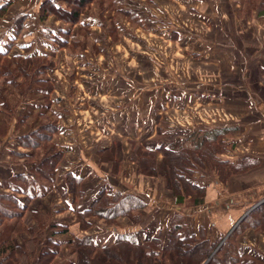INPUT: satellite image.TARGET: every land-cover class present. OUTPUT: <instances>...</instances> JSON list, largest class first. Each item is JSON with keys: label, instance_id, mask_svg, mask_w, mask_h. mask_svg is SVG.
<instances>
[{"label": "crops", "instance_id": "crops-1", "mask_svg": "<svg viewBox=\"0 0 264 264\" xmlns=\"http://www.w3.org/2000/svg\"><path fill=\"white\" fill-rule=\"evenodd\" d=\"M1 1L10 3L7 12L18 2ZM44 1L23 0L24 7L34 6L32 13L36 14H28L11 55L42 57L46 53L53 54L54 68L46 74L52 86L50 105L45 107L37 94H28L22 101L21 95L12 89L18 100L8 101L18 106L6 135L0 138L2 182L13 175L29 174L25 158L16 155L30 156L33 152L20 146V136L36 129L43 117L53 120L58 129L54 143L63 152V158L55 168L51 191L29 205L26 212L31 221L29 227L45 225L44 234L38 235L40 238L46 237L48 229H51L49 236L56 234V238L67 231H79L80 237L92 238L100 232H110V239L105 243L97 244L93 239L100 246L113 243L116 237L113 231L137 234L138 238L152 236L167 242L171 214L180 208L165 189L164 179L139 173V165L131 159L134 151L138 147L154 149L160 141H180L194 130L215 128V123L223 124L222 120L227 118L222 126L237 129L231 138L220 140L225 145L220 158L232 162L242 157L250 158L257 166L230 177L226 183L207 171L198 172L196 182L205 187L206 195L202 204L183 212L190 234L203 235L215 242L230 233L251 208L264 201V98L255 94L256 86L262 89L264 84L256 82L254 76L263 66L259 60H264V13L240 14L239 0H105L102 5L92 3L79 22L70 27L52 18L40 22L39 5ZM10 18L6 13L0 24L9 26ZM28 22H31L30 27H27ZM54 26L70 30L69 42L78 43L73 52L58 48L42 35L43 29ZM22 40L31 41L18 47L16 44ZM256 55L259 58H255ZM69 60H73V66L66 65ZM160 72H169L165 85L156 77ZM171 72L175 74L173 78ZM237 78L239 84L234 85L231 81ZM239 90H243L241 101L249 110L231 115V109L224 110L225 105L219 104L236 106L240 101L229 93ZM33 96L41 103L35 102ZM181 99H184L185 110L171 109ZM207 104L216 106L210 108ZM160 106L164 109L157 112ZM199 112L204 113L203 118ZM165 114L175 118L176 126L184 131L183 136L178 137L177 131L171 136L174 140L165 138L157 122ZM179 116L186 120L185 127L179 122ZM188 118L194 119L195 127ZM198 118L200 123L195 121ZM99 151H103L102 161ZM111 152L117 162L115 172L113 162L107 157ZM82 160L88 167H82ZM161 162V154L156 153L155 170ZM67 173L82 178V195L75 202L67 193L63 178ZM102 189L140 197L146 203L140 211L141 221L133 224L121 219L115 229H110L102 220L92 218L89 229L79 230L74 210L88 209ZM161 191L168 198L159 197ZM0 193L8 192L0 190ZM162 212L164 215L158 219L157 214ZM33 215H37L38 220L31 219ZM93 224L94 228L97 225L103 228L96 231ZM12 240L25 249L28 236L20 233ZM236 243L242 257L249 258L243 263L264 264V232L247 230L237 237ZM30 255L28 251L19 256V264H23L22 258H30Z\"/></svg>", "mask_w": 264, "mask_h": 264}, {"label": "trees", "instance_id": "trees-1", "mask_svg": "<svg viewBox=\"0 0 264 264\" xmlns=\"http://www.w3.org/2000/svg\"><path fill=\"white\" fill-rule=\"evenodd\" d=\"M103 1L105 0H46L39 5L38 20L44 22L52 18L72 27L79 22L83 12L92 3L102 5ZM239 4L240 14L251 15L254 11L258 14L264 13V0H239ZM9 6L10 3H2L0 0V20L6 15ZM122 12L124 15H130L128 12ZM27 19L26 13H17L9 19L12 37L0 49V89L11 87L21 95L22 101L28 94H37L44 106L49 107L52 86L46 79V74L54 68L51 61L53 54L46 53L42 57L11 55L14 43L24 30ZM42 32V35L58 48L73 52L78 46L77 42H69V29L50 27ZM260 71L264 75V67ZM0 101L2 138L7 133L18 104L12 105L7 98H1ZM57 131L55 122L49 117H43L36 129L18 138L20 146L33 154L16 155L25 158L28 175L17 174L0 182V190L8 192L0 193V264H19L18 257L28 251L31 252V259L27 264H52L57 257L61 243L55 239L56 234L45 240L34 237L36 234H44L45 225L29 227L25 220L30 203L51 191L56 175L55 168L63 158V152L54 143ZM235 132L236 129L227 127L194 130L177 142L160 141L154 149L138 147L131 159L139 165L138 170L142 176L165 180V189L177 206L184 205L188 199L191 206H199L204 200L206 189L195 180L198 172L207 171L209 175H215L220 182L226 183L230 177L248 172L257 166V162L250 158L242 157L234 162L220 158L225 150V145L220 143V140L231 138ZM102 152H98L100 161L104 158ZM111 153L112 155L107 153V157L113 162L115 172L117 162L114 161L113 152ZM156 153L162 156L158 170L153 167ZM64 180L67 193L75 202L76 198L82 195V178L67 173ZM19 196L23 199L18 198ZM145 207L146 203L138 196L102 189L88 209L81 212L74 210L75 222L80 230L90 227L88 218L102 220L105 225L115 227L121 219L137 224L141 221L140 211ZM38 218L37 215L31 217L35 220ZM184 221L182 213H173L168 224L167 242L152 236L138 238L137 234H117L113 243L100 246L94 243L90 236L75 237L68 241L75 256L73 264H245L241 259L236 239L247 230L264 232V202L245 215L219 247L221 240L214 242L203 235L197 237L190 234ZM9 223L11 226H8ZM20 233L28 236L25 249L16 246L12 240ZM48 247L51 250H48ZM37 248L40 250L32 259Z\"/></svg>", "mask_w": 264, "mask_h": 264}, {"label": "rangeland", "instance_id": "rangeland-1", "mask_svg": "<svg viewBox=\"0 0 264 264\" xmlns=\"http://www.w3.org/2000/svg\"><path fill=\"white\" fill-rule=\"evenodd\" d=\"M7 1V0H6ZM16 1H18V2H16L15 4H16V7H13V8H11V10H10V12H7V13H9V15L11 16V18L15 15V14H17V13H26V14H32V15H34V14H36V13H32L33 12V10L35 9V7L33 6V7H31V6H25L24 7V3H23V0H16ZM27 21V20H26ZM30 25H31V22H28V26L27 27H30ZM10 26V25H9ZM9 26L7 25H4V23H1L0 24V42H1V48L3 47V45H4V43L8 40V39H10L11 37H12V30L11 29H9ZM53 27V26H52ZM48 28H50V27H48ZM56 28H58V27H55L54 26V29H56ZM9 29V30H8ZM6 31H8V33L6 32ZM6 32V33H5ZM36 38V36H34V38L33 39H35ZM28 41H31V40H27V41H24V40H22V41H20L19 42V44H16L18 47H20V45H24L25 43H28ZM35 41V40H34ZM260 42H262V41H259V43ZM241 45V44H240ZM235 48H236V46H235ZM238 48V47H237ZM238 50V49H237ZM241 52H242V50H241ZM255 58H259V57H257V55H256V57ZM58 60H61L62 61V58L61 57H59L58 58ZM67 61V60H66ZM259 62L261 63V65H263L262 67H264V60L262 61V59L261 60H259ZM63 63V62H62ZM66 63V65H68V66H73V60L71 61V60H69L68 62H65ZM262 67L261 68H259L255 73H254V76H255V79H256V82L258 81L259 83H261V82H263V84H264V75L261 73V71H260V69H262ZM65 68H66V66H65ZM256 68V67H255ZM65 70V69H64ZM64 70H62V71H64ZM67 71V70H66ZM147 74L148 73H146V79H149V77L147 76ZM171 74H172V78H173V75H175L174 73H172L171 72ZM182 73H178V75H181ZM191 74V73H190ZM241 73H240V70H238V72H237V75L239 76ZM198 75V74H197ZM168 76H169V72H164V73H156V77H158V79H160V81H161V84H163V85H165V81H169V79H168ZM178 80H179V78H178ZM234 85L235 84H239V83H237V82H239V79L237 78V80H232L231 81ZM193 83V82H192ZM183 87H182V89H184V85H182ZM163 89V88H162ZM193 90H195V87L193 88ZM264 87L261 89L260 88V86H256V92H255V94L256 95H258L259 94V96H261V97H263L264 98ZM0 91H1V93H0V100H1V98H8V100L11 102V103H14V102H16L18 99H16L17 98V94H16V92H14L13 90H12V88L11 87H8V86H5V87H1V89H0ZM243 90H239V94L238 93H229V94H233V96H234V99L235 100H237V101H240V103H236V106L233 104L232 106L230 105V104H227V103H222L221 104V102H220V104L219 105H225V108H224V110H228V109H231L232 110V113H231V115H238V113H244V112H246V110H249V108L247 107V105H246V103H244V102H242L241 101V99H242V97L240 96L242 93ZM220 92H222V93H224L223 91H220ZM12 94H13V96H12ZM239 96H240V100H239ZM34 98V100H35V102H39L40 100H39V98H37V97H35V96H33ZM165 97V96H164ZM170 98V96H168V98H167V100ZM233 98V97H232ZM179 99V98H178ZM1 102V101H0ZM34 102V103H35ZM172 102V101H171ZM225 102V101H224ZM40 103H41V101H40ZM161 104H164V102H162ZM39 105V104H38ZM170 106H172L171 104H169ZM207 106H209L208 104H207ZM213 106H216V104H212V105H210L209 107L210 108H214ZM227 107V108H226ZM162 109H164V107H162L161 108V106L159 107V108H157V112L159 111V110H162ZM171 109H177L178 110V112H182V111H184L185 110V106H184V99H181L177 104H176V106L175 107H171ZM170 109V110H171ZM224 110H222V111H224ZM200 113V112H199ZM170 114V113H169ZM169 114H165V115H163L162 117H161V120H158L157 122L158 123H160V125H161V129H162V131H164V133H165V138L167 139V140H174L173 138H171V136H173L174 135V133H177V131L180 133L179 134V136L178 137H180V136H183L184 134H183V132H181V130L180 129H182V128H180V126L178 125V126H176V123H175V118L171 115H169ZM202 115H204V113H200V117H202L203 118V116ZM198 116H196V118H197ZM181 118V116H179V119ZM184 119V118H183ZM174 120V121H173ZM226 120H227V118L225 119H223L222 120V122L221 123H223V124H226ZM188 122H191V124H192V126L193 127H195V124H193L194 123V119L193 120H191L190 118H188V120H187ZM195 121L197 122V123H200V121H199V118L196 120L195 119ZM180 123H181V125L182 126H184L185 127V125H186V120H182V119H180V121H179ZM235 122H238L239 123V121H235ZM215 124H217L215 127L216 128H222V127H225V126H222L223 124H218V123H215ZM214 124V125H215ZM234 124H237V123H234ZM169 125L170 126H172V127H169ZM229 125H233V124H229ZM227 128H232V129H237V127H227ZM130 138H133L132 136H130ZM117 141H120V140H117ZM80 155H83V153H80ZM70 162H71V159H70ZM87 165V163H85L83 160H82V167L83 168H85V167H88V166H86ZM77 167V166H76ZM96 173H98V170H96ZM62 175H60L59 174V177H61ZM100 176V175H99ZM55 177H56V175H55ZM63 178H64V176H63ZM195 180H196V178H195ZM66 188H67V186H66ZM159 197H161V198H164V199H166V198H168V195L165 193H163L162 191H161V194H159ZM170 197V196H169ZM19 198V197H18ZM262 202H264V201H262ZM262 202H260L259 204H261ZM190 203H191V201H189V199L185 202V204L184 205H182V206H178L180 209L179 210H177V211H179L180 213H182L183 214V216H184V219H185V221H184V223L186 224V228L188 227L187 226V222H186V214H184V212H183V210L184 209H186V208H190V207H193V206H191L190 205ZM258 204V205H259ZM258 205H256V206H258ZM256 206H254L253 208H251V209H254ZM250 209V210H251ZM176 211V212H177ZM175 212V211H174ZM174 212H172V214H171V217L173 216V213ZM164 215V212H162L160 215L159 214H157V218L158 219H160L162 216ZM29 218V215H26L25 214V220H26V225L27 226H30L31 225V221H30V219H28ZM89 219H92V218H88L87 219V221L89 222L90 220ZM171 219V218H170ZM170 221V220H169ZM47 222V224H48V221H46ZM104 223V222H103ZM239 223V222H238ZM94 225L95 224H93L92 225V228H94ZM102 226V225H101ZM101 226H99L98 227V225H97V227H95L94 228V230H96V231H101V229L103 228V227H101ZM118 226V225H117ZM237 226V225H236ZM79 227V226H78ZM109 227H111L110 229H115V226H109ZM108 227V225H107V228H109ZM90 228V227H89ZM89 228H87V229H89ZM91 228V229H92ZM105 229V228H104ZM103 229V230H104ZM79 230H80V228H79ZM187 230H188V228H187ZM234 230V229H233ZM232 230V231H233ZM110 231V230H109ZM231 231V232H232ZM230 232V233H231ZM113 233V235H117V233L116 232H112ZM230 233H228V234H226L224 237H222L220 240H218V241H220L219 242V245H218V247L223 243V241L229 236V234ZM51 234V229H48V232H47V235H46V237H45V235L42 237L43 238V240H45L46 238H48V236ZM110 232H107V231H105V233H103V232H100V234H99V236H97V237H94L93 239H94V241L97 243V244H101L102 242L103 243H105L106 241H109L108 239H110L109 238V236H110ZM36 236H38V234H36L34 237H36ZM52 236V235H51ZM51 236H49V237H51ZM81 238L80 237V233H79V231H67V233H64L62 236H58L57 238L55 237V239L57 240V241H59V243H61V244H59V247H58V252H57V257L54 259V261H53V263L52 264H73V261L75 260V256L72 254V249H73V247H72V245H71V243H69L68 244V241H72L74 238ZM38 238H39V236H38ZM108 238V239H107ZM114 238H115V236H114ZM41 247H43V245L41 246ZM48 250H51V248L50 247H48L47 248ZM47 249H43L44 251H46ZM40 250V248H37L34 252V255H33V257H32V259L35 257V256H37V254H38V251ZM241 255V254H240ZM243 255H241V259H242V261H246L247 259L249 260V258H246V257H242ZM31 259V255H30V258H22V263L23 264H27V261L28 260H30ZM246 262H248V261H246Z\"/></svg>", "mask_w": 264, "mask_h": 264}, {"label": "water", "instance_id": "water-1", "mask_svg": "<svg viewBox=\"0 0 264 264\" xmlns=\"http://www.w3.org/2000/svg\"><path fill=\"white\" fill-rule=\"evenodd\" d=\"M251 210H252V209H251ZM251 210H250V211H251ZM250 211H248L245 215H247ZM245 215L241 218V220L245 217ZM241 220H240V221H241Z\"/></svg>", "mask_w": 264, "mask_h": 264}]
</instances>
